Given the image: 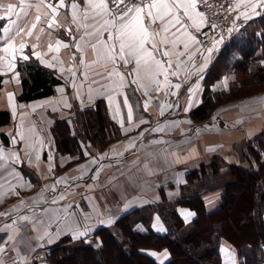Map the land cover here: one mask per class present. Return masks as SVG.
Here are the masks:
<instances>
[{
    "label": "crops",
    "instance_id": "0c3cea01",
    "mask_svg": "<svg viewBox=\"0 0 264 264\" xmlns=\"http://www.w3.org/2000/svg\"><path fill=\"white\" fill-rule=\"evenodd\" d=\"M58 2L44 0V4L40 5V0H25L26 5H31L27 7L26 14L22 13L17 25L7 33L2 30L8 22L4 19L0 33V57H5L0 60V110L10 113V122L0 125V157H3L0 159V213H5L0 215V229L17 220L15 229L0 232L6 236L2 243L8 250L4 256L6 264L16 257L17 251L21 257H27L29 264H51L48 260L36 261L33 255L45 253L53 246L81 241L98 248L102 243L96 232L103 227L114 229L117 220L136 209L142 212L133 219L135 229L146 231L151 228L160 234L167 233L166 222L155 206L163 200L174 202L180 192H187V188L201 191L206 208L214 210L220 202L221 184L229 182L226 170L224 173L221 170L227 168L229 171L228 165L233 164L243 168L254 166L256 161L247 154L246 146L249 140L264 131V89H254V92L246 94L248 86L245 81L252 67L245 70L240 66V62L246 66H264V12L249 20L243 17L235 19L236 30L226 35V40L211 54L206 66L204 57L208 55L207 48L211 44L203 45L200 34L190 28L189 31L200 41L198 45H190L191 60L187 56L180 57L181 65L177 68L175 55L157 56L171 59V71L177 73L169 76L167 82L163 75L157 77L161 88L159 92L152 86L146 95L140 84H147L148 81L140 80L132 84L135 77L128 75V87L124 92L133 110V119L129 122L128 109L123 104L124 96L111 93L113 102L110 104V93L103 88L110 81L106 76L101 79L95 74L106 73L114 67L128 74L135 64L126 67L122 62L117 65H105L103 61L94 63L97 57L91 44L96 43V37L90 38L84 33L92 32L94 29L91 26L98 27L102 20H94L89 8V27L85 29L82 26L85 0H64V6L59 7L53 16L44 5L55 6ZM73 2L80 6L77 23H73L71 17L70 5ZM8 3L16 4L19 10V0H0V15H4ZM37 5H40L39 9ZM242 11L243 5L235 10V18ZM37 14L41 16L40 21L35 20ZM180 15L183 17L182 12ZM11 19H16V16ZM49 20L56 22L51 28ZM32 23H36V28L28 35L26 30ZM185 23L190 22L185 19ZM69 28L70 33L67 31ZM152 28L160 31V22L157 21ZM19 29H25V32L17 35ZM171 31L175 28L170 30L169 37ZM104 38H107L106 33ZM9 40L14 41L17 48L21 41L26 45L22 51H17L14 60L2 51ZM58 40L67 47H58ZM77 42L80 51L76 48ZM33 45L36 47L33 48ZM168 47L172 51H185L182 45L175 49L171 45ZM34 52L40 53V57ZM81 55L84 64L80 63ZM22 56L29 57L27 60H36L62 80L54 87L52 95L31 101L16 99L22 90L18 68L20 62L25 61ZM9 61L15 65L14 68L8 67ZM225 79L226 86L223 84ZM176 84L180 87H175ZM9 93L12 94L11 103ZM218 93L235 96L213 107L208 118L197 120L192 112L204 104L203 95L213 97ZM74 99L79 108L91 107L98 99H104L109 116L119 129V136L102 151L92 150L87 141H82L84 158L81 160H77V155L58 151L51 132L52 125L58 120L67 121L72 127L70 110ZM161 105H164L162 115ZM141 133L144 135L141 136ZM13 154L18 160H14ZM215 156L223 161L216 175L222 181L211 180L213 187L209 189L199 187L201 181L181 188L186 184L189 172L198 169L202 163L210 164ZM93 158H96V163H91ZM61 178L63 182L57 184L56 181ZM53 185L55 191L52 190ZM59 196L64 199H57L53 205L51 201ZM41 198L44 203H39ZM67 207L73 210L63 214V208ZM45 208L59 210L55 212V217H58L56 222L48 224L44 220ZM176 210L185 225L195 217V212L189 207L178 205ZM19 216H34L35 221L44 220V224L34 229L31 222L19 221ZM45 231L49 235L37 239ZM77 232L85 234L74 238ZM9 234L15 236V241H8ZM219 238L216 248L220 264H240L236 248L226 238ZM143 252L159 264L166 263L170 256L165 249H145Z\"/></svg>",
    "mask_w": 264,
    "mask_h": 264
},
{
    "label": "trees",
    "instance_id": "16d2710c",
    "mask_svg": "<svg viewBox=\"0 0 264 264\" xmlns=\"http://www.w3.org/2000/svg\"><path fill=\"white\" fill-rule=\"evenodd\" d=\"M5 20L0 21V33ZM240 66L248 70L246 92L264 87V66L250 64ZM21 92L18 101H31L54 93V87L62 80L50 69L43 67L36 60L20 62ZM256 78L253 85L252 83ZM251 85L253 87H251ZM235 87V86H233ZM242 92V93H246ZM248 94V93H246ZM234 95L218 93L203 95L202 106L193 110L197 120L208 118L212 108L234 98ZM72 127L65 120L56 121L51 132L56 149L62 153L77 155V160L84 158L81 143L90 141L106 147L119 136L117 124L110 118L104 99H98L93 106L74 109ZM10 122V113L0 110V125ZM74 124V133H73ZM83 131V133H81ZM100 145V146H101ZM247 154L256 164L248 168L228 165L233 179L221 187L220 202L214 210L205 206L201 191L183 192L174 202L163 200L156 205L160 216L167 226V233H157L148 228L140 231L134 228L133 219L142 212L136 209L116 221L114 229L103 227L96 232L102 245L98 248L78 242L60 244L45 252V260L51 264H159L145 249L167 250L169 259L164 264H220V255L216 248L219 237L226 238L237 250L240 264H262L264 262V131L248 141ZM216 156L210 164L202 163L198 169L187 174L186 184L182 189L196 181H204L208 176H216L223 161ZM170 203V204H169ZM189 207L195 217L189 226L179 216L176 206Z\"/></svg>",
    "mask_w": 264,
    "mask_h": 264
},
{
    "label": "snow or ice",
    "instance_id": "6c2138e0",
    "mask_svg": "<svg viewBox=\"0 0 264 264\" xmlns=\"http://www.w3.org/2000/svg\"><path fill=\"white\" fill-rule=\"evenodd\" d=\"M44 4V0H40V5ZM40 5H37L39 9ZM243 5L244 11L240 12L236 19L243 17L245 20L251 19L253 16L260 15L264 12V0H234V6L230 5L228 8L229 12H233L236 9H239ZM45 7L51 10L53 16L56 15L59 7L64 6V0H59L58 4L53 6L52 4L44 5ZM27 7L31 5H26L25 0H19V10L17 11V5L8 3L6 5V11L4 15H0V21L7 19L8 22L3 27L5 33L10 32L13 26L17 25L18 20L21 18V14H26ZM71 8V17L72 22L77 23L80 20L79 8L80 6L73 2L70 5ZM91 9L93 19L99 18L102 20V23L97 27L92 25L93 31H85L84 35L87 37H96V43L91 44V49L93 54L97 57V60L94 63H99L103 61L105 65L111 63L117 65L118 62H122L126 67L134 63L135 68L131 73L125 74L118 70V68H113L111 71L106 73H96L97 77L104 79L105 76L110 81V84L103 85V88L106 92L110 93L108 99L110 104L113 102V96L111 93H119L124 96L123 104L128 109L127 119L129 122L133 119V110L129 104L128 97L124 92V89L128 87L126 83V77L128 75L134 76L135 78L131 81L132 84H137L140 80H147V84H140V87L145 89V94L149 87L154 86L155 91L159 92L160 81L157 79L158 76L163 75L165 82L168 81L169 76H174L177 73L171 71L173 64L172 60H164L157 58L158 55L162 57H170L175 55L176 57V67L179 68L181 65L180 57L187 56L189 60L192 59V53L189 51L190 45H198L200 41L197 38V35H194L189 29H194L196 33H200L201 29L207 25L208 19L205 13L198 10L197 0H136L135 3L132 0H85V8L83 11V20L84 23L82 26L87 29L89 27L87 20L89 17L88 9ZM183 13L181 17L180 13ZM15 15L16 19H11ZM47 15V13H45ZM185 19L190 23H185ZM36 21L41 20L39 14L35 17ZM147 21V22H146ZM157 21L160 22L161 28L160 31L152 28V25L156 24ZM55 20H49L48 26L51 28L55 24ZM212 29H216L217 25L211 24ZM36 28V23L27 28L26 32L28 35L32 34V30ZM175 28V31H171V36L169 37L170 30ZM235 26L228 29V32L231 33L235 31ZM69 33L71 29H67ZM25 32V29H19L17 35ZM105 33L107 38L105 39ZM161 33L164 35L162 36ZM205 35H207L205 33ZM83 39V37H81ZM224 37L221 36L219 40L212 39L211 47L207 48L208 55L204 57L205 66L211 58V54L218 49L219 45L223 42ZM57 46L62 45L61 41H57ZM168 45H171L172 49H175L178 45H182L185 51H172ZM25 43L21 41L19 47L17 48L14 41L9 40L2 51L5 54L11 55L12 60L15 59L16 53L18 50L22 51L25 48ZM33 48L36 46L33 45ZM51 48V45L49 46ZM76 48L80 51V45L77 42ZM38 58L40 53H33ZM5 59V57H0V60ZM22 59L27 60L29 57L22 56ZM81 64H84L83 55H81ZM8 67L14 68L15 65L9 61ZM203 71V67L201 68ZM75 77V73H73ZM93 82H96L93 80ZM223 84L226 86L227 79L223 81ZM175 87L179 88L180 85L176 84ZM191 92V89H190ZM9 102L11 103L12 94L9 93ZM70 106V105H68ZM148 101H145V110H147ZM163 107L161 105V115L163 114ZM170 107V105H169ZM119 108V104H117ZM145 121H141L144 123ZM123 124V121H121ZM138 127V125H137ZM131 130V129H127ZM141 136L144 133L140 134ZM15 142V141H14ZM2 151V150H0ZM85 155H88L85 152ZM122 155V154H121ZM14 160H18L15 154H13ZM3 159V157H0ZM51 159V157H50ZM91 163H96V158H93ZM83 167V166H81ZM63 178L56 181L57 184L62 183ZM47 187V186H46ZM52 190L55 191V185L52 186ZM57 199L63 200V196L54 198L51 203L55 205ZM23 203V202H21ZM39 203H44L43 198ZM31 210V206H29ZM58 209H44L43 216L44 220L48 224L56 222L58 217H55V212H58ZM52 212L53 215L50 216L49 213ZM0 215H5V213H0ZM18 220L21 222H31L33 228H37L39 225L44 224V220L35 221L34 216H19ZM110 222V221H109ZM17 226V220H13L11 225H5L4 229H0V232L5 230L15 229ZM47 227V225H44ZM85 233L77 232V236H83ZM49 235L45 231L42 236L37 237V239H42L43 236ZM8 241H15V236L12 234L8 235ZM7 249L4 244H0V264H6L4 256L7 253ZM154 255V253H153ZM29 264L27 257H21L17 251L16 257L13 258L8 264Z\"/></svg>",
    "mask_w": 264,
    "mask_h": 264
},
{
    "label": "built area",
    "instance_id": "2783aa9c",
    "mask_svg": "<svg viewBox=\"0 0 264 264\" xmlns=\"http://www.w3.org/2000/svg\"><path fill=\"white\" fill-rule=\"evenodd\" d=\"M132 2L135 3L136 0H132ZM197 3L200 11L205 13L209 22L199 33L201 43L203 45H209L212 43L213 38L219 40L221 36L224 37V42L227 38L226 35L229 33L228 29L234 27L235 25L234 20L236 14H234V11H228L229 6H233L234 0H197ZM211 24L217 25V28L212 29L210 26ZM205 33L207 35H205ZM72 207L63 208L62 213L67 214ZM52 227L53 226L50 227V231L52 230ZM5 238L6 236L0 233V244L4 242ZM33 257L36 261H44L45 253L37 252L33 255Z\"/></svg>",
    "mask_w": 264,
    "mask_h": 264
},
{
    "label": "rangeland",
    "instance_id": "374dc122",
    "mask_svg": "<svg viewBox=\"0 0 264 264\" xmlns=\"http://www.w3.org/2000/svg\"><path fill=\"white\" fill-rule=\"evenodd\" d=\"M236 12L234 11V14H235ZM236 19V18H235ZM235 21V20H234ZM66 82H68V80H66ZM262 89H264V87H262V86H260L259 88H256V91H258V90H262ZM69 90H70V88H69ZM71 91V90H70ZM255 90L254 89H252L251 91H249V92H254ZM249 92H248V94H249ZM74 101V102H73ZM77 101L74 99V100H72V107H71V110H70V112H71V116L70 117H72V115H73V113H74V111H76V110H74V109H77V108H79L78 107V104L76 103ZM76 131V130H75ZM81 133H83V131H81ZM86 142V141H85ZM87 143L89 144V146H90V148L92 149V150H99V151H102V150H104L105 149V147H102L103 145H101L100 143H98L97 144V146H95V145H93L90 141H87ZM101 145V146H100ZM225 170H226V176H229V182H231V181H233V179H232V177H231V175H230V173H229V171H228V169L227 168H225V169H222L221 170V172L222 173H224L225 172ZM218 176H211V177H209V178H206L205 179V181H201L200 183H199V187H205L206 189H209L210 187H213V186H211V180H214V179H217V180H219V181H222V179L221 178H217ZM229 182H225V183H222L221 185L223 186V185H225V184H227V183H229ZM195 191H199V190H195ZM180 194H182V192H180ZM170 204V203H169ZM71 210H73V209H71ZM191 223V222H190ZM190 223H188L187 224V226H189L190 225Z\"/></svg>",
    "mask_w": 264,
    "mask_h": 264
}]
</instances>
